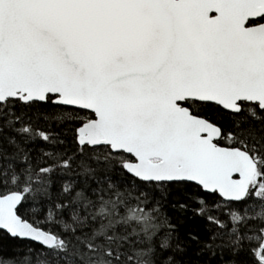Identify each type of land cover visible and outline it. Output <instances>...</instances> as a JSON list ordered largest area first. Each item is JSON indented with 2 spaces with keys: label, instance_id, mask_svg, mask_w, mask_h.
Returning a JSON list of instances; mask_svg holds the SVG:
<instances>
[{
  "label": "snow or ice",
  "instance_id": "6c2138e0",
  "mask_svg": "<svg viewBox=\"0 0 264 264\" xmlns=\"http://www.w3.org/2000/svg\"><path fill=\"white\" fill-rule=\"evenodd\" d=\"M0 264H264V0H0Z\"/></svg>",
  "mask_w": 264,
  "mask_h": 264
}]
</instances>
